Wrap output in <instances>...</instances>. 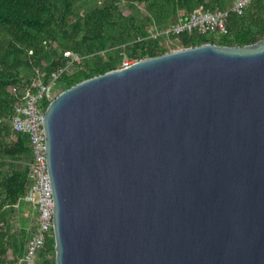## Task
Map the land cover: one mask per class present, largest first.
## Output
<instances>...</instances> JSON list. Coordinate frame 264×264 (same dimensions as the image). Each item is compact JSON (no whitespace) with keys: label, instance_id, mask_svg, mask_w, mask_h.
Segmentation results:
<instances>
[{"label":"water","instance_id":"95a60500","mask_svg":"<svg viewBox=\"0 0 264 264\" xmlns=\"http://www.w3.org/2000/svg\"><path fill=\"white\" fill-rule=\"evenodd\" d=\"M45 131L56 264H264V38L82 80Z\"/></svg>","mask_w":264,"mask_h":264},{"label":"trees","instance_id":"16d2710c","mask_svg":"<svg viewBox=\"0 0 264 264\" xmlns=\"http://www.w3.org/2000/svg\"><path fill=\"white\" fill-rule=\"evenodd\" d=\"M233 1L0 0V264L18 260L38 226V212L25 200L33 164L30 138L10 123L28 89H36L38 80L49 84L67 66L66 49L82 62L59 75L55 88L62 91L120 68L125 55L142 59L208 42L232 46L264 38V0H253L243 14H230L225 34L184 33L172 47L161 37L136 40L152 24H169L201 6L225 9ZM10 249L15 257L6 260ZM36 264H56L54 237L39 250Z\"/></svg>","mask_w":264,"mask_h":264},{"label":"built area","instance_id":"2783aa9c","mask_svg":"<svg viewBox=\"0 0 264 264\" xmlns=\"http://www.w3.org/2000/svg\"><path fill=\"white\" fill-rule=\"evenodd\" d=\"M253 0H234L228 8L195 9L190 15L181 14L177 20L166 24H152L147 29V35H139L136 40L146 38H163L168 44L179 40L184 33L198 32L200 34L221 35L227 33V20L231 13L243 14ZM170 41V42H168ZM175 50V49H173ZM64 55L69 57V63L63 69L53 73V80L44 84L41 80L36 82V89H28L25 102L19 103L10 118L14 130L29 135L30 146L33 154L31 184L25 195V200L38 212V226L32 234L26 250L13 264H36L39 250L49 238L54 237V192L50 178L47 142L45 131V112L49 102L55 97V82L63 71H71L76 64L82 62V57L70 50H64ZM139 59L124 56L120 68L130 66Z\"/></svg>","mask_w":264,"mask_h":264},{"label":"rangeland","instance_id":"374dc122","mask_svg":"<svg viewBox=\"0 0 264 264\" xmlns=\"http://www.w3.org/2000/svg\"><path fill=\"white\" fill-rule=\"evenodd\" d=\"M231 3H232V2H231ZM141 10H142L143 12H145L144 5H142ZM126 12H128L127 9H126ZM168 42H170V41H168ZM164 43H165L167 46L172 47V45H173L172 43H175V41H174V42H170V43H168V44H167L166 42H164ZM177 43H178V41H177ZM74 69H75V67H73L72 70L69 71V72H72ZM10 90L15 91V89H14L13 87H10ZM61 91H62V90L59 89V88H54V94H55V96H56L57 94H59ZM27 213H29V211H27ZM32 221H34V219H33ZM14 257H15V254H14L13 250L10 249L9 252L7 253L5 259H6V260H13ZM6 262H7V261H6ZM4 264H6V263H4Z\"/></svg>","mask_w":264,"mask_h":264}]
</instances>
